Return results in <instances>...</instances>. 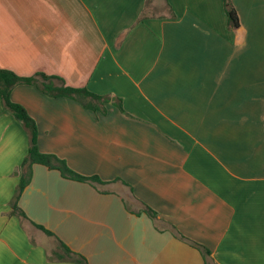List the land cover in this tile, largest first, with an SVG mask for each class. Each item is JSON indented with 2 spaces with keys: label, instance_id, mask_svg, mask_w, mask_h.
Instances as JSON below:
<instances>
[{
  "label": "crops",
  "instance_id": "1",
  "mask_svg": "<svg viewBox=\"0 0 264 264\" xmlns=\"http://www.w3.org/2000/svg\"><path fill=\"white\" fill-rule=\"evenodd\" d=\"M152 1L137 21L146 0H0L1 68L124 110L14 86L38 149L107 182L33 164L14 205L28 135L0 99V264H79L59 241L87 264H264V0H231L236 29L223 0Z\"/></svg>",
  "mask_w": 264,
  "mask_h": 264
},
{
  "label": "trees",
  "instance_id": "2",
  "mask_svg": "<svg viewBox=\"0 0 264 264\" xmlns=\"http://www.w3.org/2000/svg\"><path fill=\"white\" fill-rule=\"evenodd\" d=\"M152 0H146L144 9L140 13L137 21H141L147 18L150 15H155L156 12L153 8V11H147L148 6ZM168 6V5H167ZM224 11L227 16L228 27L230 29H236L239 27V20L235 8L232 5L231 0H223ZM172 17L174 16L171 13ZM19 84H29L34 85L39 88L44 94L50 97H60L65 96L71 99L78 101L83 107L99 111L102 114L106 113L105 104L107 102H112L120 111H124L120 98H116L111 95H99L93 92H90L84 87H72L66 85L64 80L56 75H46L44 73H36L30 76H20L14 73L11 70L4 69L0 67V99L2 106L5 110L12 113L22 124L26 133L28 135V151L21 163L22 174L16 191L14 194V205L16 200L21 194L25 185L29 182L31 178L32 165L33 164H42L48 168L58 170L61 175L65 178L72 180L90 182V183H99L104 184L106 181L101 180L97 175L85 176L71 170L66 162L51 153H43L38 149L37 146V128L35 121L28 115L25 108L13 102L10 99L11 89ZM20 211V210H19ZM144 211L151 219L156 218V213L149 206H145ZM22 213V212H21ZM40 227V226H38ZM42 228V227H40ZM44 230V229H43ZM47 234L51 235L50 232L44 230ZM179 238L186 240L191 245L196 246L204 255L209 253V251L202 246L195 244L179 234ZM59 246L62 253L57 254L59 259H72L79 264H87L86 260L80 254H77L70 250L63 242L59 241Z\"/></svg>",
  "mask_w": 264,
  "mask_h": 264
},
{
  "label": "rangeland",
  "instance_id": "3",
  "mask_svg": "<svg viewBox=\"0 0 264 264\" xmlns=\"http://www.w3.org/2000/svg\"><path fill=\"white\" fill-rule=\"evenodd\" d=\"M153 4H154L153 1H151V3L148 6V10L147 11H153V8H154Z\"/></svg>",
  "mask_w": 264,
  "mask_h": 264
}]
</instances>
